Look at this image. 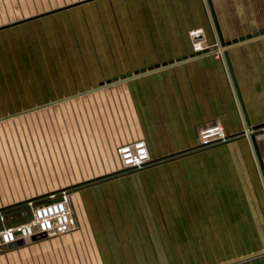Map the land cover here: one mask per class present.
Returning <instances> with one entry per match:
<instances>
[{
    "label": "crops",
    "instance_id": "0c3cea01",
    "mask_svg": "<svg viewBox=\"0 0 264 264\" xmlns=\"http://www.w3.org/2000/svg\"><path fill=\"white\" fill-rule=\"evenodd\" d=\"M91 1L0 27V114L88 93L132 74L124 84L130 139L145 140L155 159L198 147L201 128L222 124L229 140L200 152L208 159L197 163V178L207 184L192 195L196 202L205 201L200 196L222 204L254 201L264 221L262 170L244 134L247 121L226 56L218 54V43H231L225 52L249 119L263 124L264 35L234 40L264 28V0ZM195 28L203 29L210 50L193 51L189 32ZM256 138L264 159L262 131ZM14 217L0 221V228ZM28 248L1 247L0 264H15Z\"/></svg>",
    "mask_w": 264,
    "mask_h": 264
},
{
    "label": "rangeland",
    "instance_id": "374dc122",
    "mask_svg": "<svg viewBox=\"0 0 264 264\" xmlns=\"http://www.w3.org/2000/svg\"><path fill=\"white\" fill-rule=\"evenodd\" d=\"M80 1L0 0V27ZM118 78L0 114V211L15 216L13 224L26 221L30 201L65 192L77 220L68 233L19 245L29 248L15 264H243L264 257L259 204L196 202L192 195L207 184L197 178V163L208 159L200 152L229 137L151 157L141 168L121 165L118 147L135 140L128 77Z\"/></svg>",
    "mask_w": 264,
    "mask_h": 264
},
{
    "label": "built area",
    "instance_id": "2783aa9c",
    "mask_svg": "<svg viewBox=\"0 0 264 264\" xmlns=\"http://www.w3.org/2000/svg\"><path fill=\"white\" fill-rule=\"evenodd\" d=\"M190 35L193 39V51L195 53L208 49L209 46L203 39L202 28L191 30ZM218 52L219 55L225 56V49L220 48ZM258 131H262L264 139V128L258 129ZM245 133L251 138L255 131L247 127ZM228 137L224 126L219 123L205 126L199 132V140L202 145L226 141ZM117 154L121 165L125 168H141L151 158L147 143L143 139L121 144L117 149ZM29 206L31 207V215L28 220L6 224L0 228V248L9 245H21L33 239L65 234L76 227L77 220L69 197L65 192L45 203L35 205L30 201ZM0 221H6V216L1 211Z\"/></svg>",
    "mask_w": 264,
    "mask_h": 264
},
{
    "label": "water",
    "instance_id": "95a60500",
    "mask_svg": "<svg viewBox=\"0 0 264 264\" xmlns=\"http://www.w3.org/2000/svg\"><path fill=\"white\" fill-rule=\"evenodd\" d=\"M211 12H212L213 16L215 17L214 9L211 8ZM259 35H264V28H261L260 30L255 31L253 33H249V34H247L245 36H241L240 38L235 39L234 42L244 41L246 39H251V38L257 37ZM222 44H223V46H226V47L228 45H231V43H227V44L222 43ZM225 56H226V59H227V62H228V65H229V68H230V71H231V74H232V77H233V81H234V84H235V87H236V90H237V95H238V98H239V102L241 104V108L243 110V113H244L246 121H247V127L252 129V130H254V131H256L258 129H261V128H264V123L263 124H258V125H252L251 124V121L249 119V116H248V113H247V109H246L243 97L241 95V91H240V89L238 87V84H237V80H236V77H235V72H234V69H233V66L231 64V61H230V58H229V55H228L227 51L225 52ZM150 69H153V67H151ZM146 70H147L146 68H143L141 71L145 72ZM135 73L138 74V73H140V71H136ZM130 76H132V74H129L128 76L127 75H122L121 79H126L127 77H130ZM118 79H119L118 77L115 78L116 81ZM250 140H251V142L253 144V148H254V151H255V154H256V157H257V160L259 162L260 168L262 170L263 178H264V159H263V156H262V153H261V150H260L256 135L252 134ZM243 264H264V257H261V258H258L256 260H252V261H249V262H246V263H243Z\"/></svg>",
    "mask_w": 264,
    "mask_h": 264
}]
</instances>
